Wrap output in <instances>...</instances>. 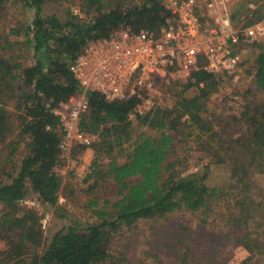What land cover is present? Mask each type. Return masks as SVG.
I'll use <instances>...</instances> for the list:
<instances>
[{
  "label": "trees",
  "instance_id": "obj_1",
  "mask_svg": "<svg viewBox=\"0 0 264 264\" xmlns=\"http://www.w3.org/2000/svg\"><path fill=\"white\" fill-rule=\"evenodd\" d=\"M8 1L0 0V18ZM21 1L31 19L9 33L28 36L20 42L0 36V264H124L125 255L112 250L113 233L179 210L215 215V228L221 230L212 235L219 244L198 258L183 248L186 241L176 242V264H227L217 253L232 246L264 260V99L257 102L251 96L264 94V41L250 45L258 48L252 74L255 91L244 89L242 95L250 98L242 96L237 114L200 113L201 100L215 93L223 78L205 69L202 55L169 105H152L134 119L129 114L139 99L107 100L96 91L86 92L88 107L78 129L91 138L80 150L91 148L92 158L83 181L94 192L112 181L118 196L87 198L92 220L82 227H63L37 250L43 240L39 217L20 202L31 192L42 204L56 207L63 190V178L55 169L65 131L52 111L81 92L69 63L90 42L109 38L121 28L159 35L171 13L163 0ZM46 3L64 6V20L42 13ZM256 6L252 14L257 17L242 26L261 20L263 6ZM27 51L30 62L23 57ZM191 87L198 94L190 97L185 91ZM10 102L15 105L11 114ZM185 128L190 129L185 135L196 133L200 141L216 146L220 156L230 154L228 174L240 189L238 196L208 182L209 165L199 173L181 174L184 157L178 152ZM13 130L21 140L6 142ZM25 137V156L12 165L9 159Z\"/></svg>",
  "mask_w": 264,
  "mask_h": 264
},
{
  "label": "rangeland",
  "instance_id": "obj_2",
  "mask_svg": "<svg viewBox=\"0 0 264 264\" xmlns=\"http://www.w3.org/2000/svg\"><path fill=\"white\" fill-rule=\"evenodd\" d=\"M226 2L232 22L237 27L244 25L248 18L257 17V14H252L257 4L263 6L260 9V14L262 15L261 20L264 19V0H254V4L251 3L252 0H226ZM63 7L56 3H46L42 7V13H55L64 20ZM72 9L78 13V8L72 7ZM30 19L31 12H27L23 8L21 0H9L4 6L3 16L0 18V36L7 34L8 40L19 42L25 40L27 34L23 32L20 35H14L9 33V29L13 27L23 28L22 25L28 24ZM1 51L0 45V53ZM257 52V47L242 48V62L236 73V79L223 77L218 90L208 98L201 100L200 113L203 116L215 111L223 112L224 116L229 113H238L240 105L243 104L242 96L243 98L249 97L245 94L242 95L244 89L249 88L250 91H255L252 74L253 60ZM23 57L30 62L29 51H27V55L24 53ZM185 77L182 74H172V76L158 80L151 96L142 100L141 104L144 105L141 108L142 112L155 104L169 105L172 101V94L182 87ZM185 94L190 97L195 96L198 94V90L191 87L185 91ZM251 96L257 102L264 99L262 92L251 94ZM145 100H149V102ZM14 106L11 102L7 105L10 114L15 110ZM135 117L136 115H134ZM9 119L13 124L17 123L14 116ZM187 130L190 129L185 128L181 134L183 137L179 144L178 153L184 157L180 164L181 174L199 173L204 170V166L209 165L208 182L219 185L223 190L229 189L235 196H238L240 189L235 182L231 181L228 174L230 154L220 156L216 146L206 141H200L196 133L191 137L185 135ZM75 139L68 142L66 149L61 150L59 164L55 169L63 178L64 184L56 207L42 204L37 196L31 192L20 202L21 208L32 209L39 217L43 240L37 249L38 251H41L43 243H47V239H50L56 231L74 224V226L82 227L86 222L92 220L90 217L91 210L86 206L87 198L97 195L113 199L118 196V187L112 181H108L105 186L99 187L95 192L86 189L88 183H85L83 178L88 171L92 150L91 148H86L84 151L80 150L81 144ZM14 140H21L18 130H13L8 135L6 142H13ZM26 140L25 137V140L16 146V151L9 159L12 161V165L17 166L25 156L24 143ZM217 159L224 163H215ZM8 164L11 165L9 162ZM1 212L2 208L0 207V214ZM203 219L206 220V223L203 222ZM216 220L217 216L212 214L210 217H206L199 212L192 213L187 210H179L163 219L137 222L131 227H121L113 233L111 237L112 250L125 255L124 264H176V248L178 246L176 242L181 244V240H183L186 241L185 245L181 244L183 248H188L190 253L193 252V256L198 258L206 255L207 252L215 248L216 244H219L217 238L212 239V235L221 230L215 228ZM3 245L0 239V248ZM217 254H220L227 264H264V260L258 261L248 249L240 246H232Z\"/></svg>",
  "mask_w": 264,
  "mask_h": 264
},
{
  "label": "built area",
  "instance_id": "obj_3",
  "mask_svg": "<svg viewBox=\"0 0 264 264\" xmlns=\"http://www.w3.org/2000/svg\"><path fill=\"white\" fill-rule=\"evenodd\" d=\"M163 1L171 16L159 35L121 28L109 38L90 42L69 63L81 92L53 108L65 131L61 149L74 138L80 144L90 143V136L78 129L88 107L86 92L96 91L107 100L139 99L129 114L134 119L142 113V100L151 96L158 80L172 74L188 76L199 55L208 71L236 79L242 48L264 41V19L234 26L226 0Z\"/></svg>",
  "mask_w": 264,
  "mask_h": 264
}]
</instances>
